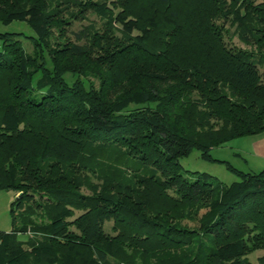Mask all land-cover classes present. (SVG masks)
<instances>
[{
  "label": "trees",
  "instance_id": "obj_1",
  "mask_svg": "<svg viewBox=\"0 0 264 264\" xmlns=\"http://www.w3.org/2000/svg\"><path fill=\"white\" fill-rule=\"evenodd\" d=\"M12 21L32 33L0 32V190L20 215L0 264H252L264 168L227 164L223 185L178 159L264 130V0H0Z\"/></svg>",
  "mask_w": 264,
  "mask_h": 264
},
{
  "label": "rangeland",
  "instance_id": "obj_2",
  "mask_svg": "<svg viewBox=\"0 0 264 264\" xmlns=\"http://www.w3.org/2000/svg\"><path fill=\"white\" fill-rule=\"evenodd\" d=\"M89 20H94L95 17L92 14H87ZM87 23V21H72L71 28L78 29L81 25ZM227 27V24L225 25ZM230 31L232 28H229ZM3 31H20L24 35L31 34V30L22 21H12L9 24H0V32ZM20 43L26 52L30 51V44L28 39L25 37H19ZM230 41L235 46L243 47L235 36L231 37ZM262 75H264V70L260 69ZM249 137V136H248ZM249 143L245 140V137L236 138L227 141L221 146L211 148L209 154L211 159H204L199 157L196 150H192L188 155L182 156L178 159L179 170L181 173L187 176H193L192 172H204L209 175L211 182L217 184L227 185L232 181L238 180L232 171L228 169L227 164L241 171H257L264 167V160L255 156H252L249 151ZM86 192V190H83ZM5 195H7L5 198ZM0 225L6 226V230L12 228L14 225H18L20 221V215L16 217V224H11L9 216V204L14 199L13 192L0 190ZM6 202V203H5ZM15 212L17 210L15 209ZM184 223L193 226L194 222ZM110 224V223H109ZM2 230V229H1ZM5 230V229H3ZM25 235H19V238L24 239ZM264 254V249H255L246 254V258L252 264L256 263V258Z\"/></svg>",
  "mask_w": 264,
  "mask_h": 264
},
{
  "label": "crops",
  "instance_id": "obj_3",
  "mask_svg": "<svg viewBox=\"0 0 264 264\" xmlns=\"http://www.w3.org/2000/svg\"><path fill=\"white\" fill-rule=\"evenodd\" d=\"M245 140L247 141V143H249V148H248L249 153L252 156H255V157H258L264 160V130L258 134L250 135L249 137L245 136ZM4 192H8V191H4ZM6 196L7 195H5V198H7ZM0 198L2 199L4 197H0ZM5 227L0 225V230L5 229L3 231H8L9 229L6 230Z\"/></svg>",
  "mask_w": 264,
  "mask_h": 264
}]
</instances>
